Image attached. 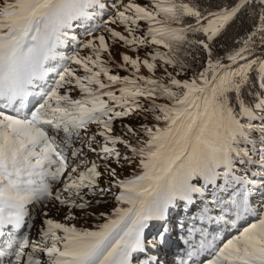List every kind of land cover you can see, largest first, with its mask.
Here are the masks:
<instances>
[{
  "label": "snow or ice",
  "instance_id": "obj_1",
  "mask_svg": "<svg viewBox=\"0 0 264 264\" xmlns=\"http://www.w3.org/2000/svg\"><path fill=\"white\" fill-rule=\"evenodd\" d=\"M238 19L250 30L214 57L213 41ZM109 41L134 52L157 47L143 60L121 53L118 63ZM196 48L206 54L202 70L177 79L192 69ZM260 50L264 0L215 9L199 0H0V264H159L150 250L166 243L170 212L180 206L187 219L177 223L184 245L177 264H264ZM109 64L134 72L114 75ZM142 66L163 76L138 75ZM253 73L262 93H249V101ZM136 110L157 124L124 125L113 135V121ZM92 124L97 130L87 135ZM108 161H138L142 174L121 179ZM109 193L117 206L100 213L104 223L94 230L58 222L46 210L52 204L75 220L74 210L94 206L88 197H99L98 205ZM37 214L42 225L32 239L22 230ZM154 222L160 231L147 240Z\"/></svg>",
  "mask_w": 264,
  "mask_h": 264
},
{
  "label": "rangeland",
  "instance_id": "obj_2",
  "mask_svg": "<svg viewBox=\"0 0 264 264\" xmlns=\"http://www.w3.org/2000/svg\"><path fill=\"white\" fill-rule=\"evenodd\" d=\"M136 2L143 6V5H148L150 3V0H136ZM125 3H127V0H125ZM99 22L103 23V20H101ZM140 25H141V29H143V30L147 29V25L143 21L140 22ZM113 27H115V26H113ZM116 30L121 31V32L124 31L122 27H117ZM143 34H144V31L137 33V35H140V36H143ZM81 39H84V37L81 36ZM109 43L111 45L112 55L118 63L120 62V54L121 53H126L129 56H131L132 58H136V56H139L140 59H142V60L148 58L147 54L145 52H142V50H138V51L134 52L128 48L121 47V45H119V44H112L111 41H109ZM151 47L156 48L157 46H151ZM87 54H88L87 49H85L81 53V55H87ZM105 57H107V54H105ZM157 63L159 64V62H157ZM107 66L112 69L111 74L119 75L121 77L131 75L134 72V70L130 66L128 67L127 71L121 70V69L115 67V65H113V64H109ZM73 67H75V66H73ZM138 75L156 78V77H161L160 75H163V72H162V70H158L156 72L155 76L153 77L152 74H150L147 71V69L142 66ZM118 94L119 93H117V95ZM71 95H72L73 99H76V98H79L80 93L78 90H73ZM137 113H139V115H141L139 110L137 111ZM131 115L128 117H125L122 119H117V120L113 121V135H121L122 132L124 131V125H131L133 128H136L138 130L141 128L140 124L143 122V117L140 118V116L136 117L137 115L136 116H131ZM97 127L98 126L95 124L90 125L87 135H91L92 133H94L97 130ZM82 135H85V134L82 133ZM131 139L134 142L136 138L132 137ZM97 140L100 141V140H102V138L97 137ZM80 146H81L80 140H76L75 143L73 144V147H80ZM117 147L119 148L122 155H125V154L131 155V153H129L127 151V149L124 148L123 145H117ZM88 156H89V160H97L98 161V158L94 153H88ZM108 163L111 167L116 168L118 176L121 179L128 178V177L132 176L133 174H136V175L142 174V169L138 167V161H137V163H133L132 165H129L127 162H124V161H121L120 164L115 163V161H108ZM99 170L101 172L104 171L103 164H101V168ZM108 180H109V178L107 176H102L100 178L101 187H107L106 181H108ZM114 191H118V189H114ZM88 199L93 201L94 206L89 207L85 211L74 210L75 215L77 217V219H75V220L66 221L64 219V216L66 215L67 210L63 209V208L53 207L52 204H49L48 208L46 209L48 211V216H49V218L54 219L58 222H63V223H66L68 225H75L77 228L94 230L96 225L104 223V220L102 218H98L100 216V213H110L117 205H116L115 199L111 193L105 195L102 198L101 203H99L98 205L95 204V200L100 199L99 197H88ZM124 207H126V205ZM175 210L176 209L171 210L170 217L168 220V222L173 224L174 226H175V222L177 221V217H184V215H185L183 210H182V206H180V208H179V215L173 214V212ZM42 219L43 218L41 215H39V214L36 215L35 220L32 222L33 227L31 228V233L29 234L30 238L35 239L37 237V232L42 225ZM155 224H157V223L155 222L153 224V227ZM153 236L156 237V230L154 232H152L147 237V240H153V238H154ZM168 238L170 239L171 237L169 236ZM160 246L161 245H158L155 249H160L161 248ZM183 248H184V245L182 243H179L177 245L178 251L182 250ZM151 250H153V249H151Z\"/></svg>",
  "mask_w": 264,
  "mask_h": 264
},
{
  "label": "trees",
  "instance_id": "obj_3",
  "mask_svg": "<svg viewBox=\"0 0 264 264\" xmlns=\"http://www.w3.org/2000/svg\"><path fill=\"white\" fill-rule=\"evenodd\" d=\"M199 2L201 3L202 6L205 5H211L212 9H215L218 5L220 4H224V3H228L231 4L234 2V0H199ZM186 22H191L190 20H186ZM250 30V25L246 22V20L244 19H238L237 21L233 22L223 33L220 37L216 38L213 41V52H214V57L215 56H222L224 55L228 50L237 47L238 45H236L234 43L235 40L239 39L240 37L244 36L246 34V32H248ZM223 45V47L221 46ZM153 49H155L154 47H148V48H144L141 47L138 50H142V52H145L148 56L149 52H152ZM160 51H165V49L163 48H159ZM260 51H264V50H260ZM193 55L198 57V59L196 60H190V63L192 64V69L189 70L187 72V74L185 75H180L177 76V79L180 80H186L189 79L192 74H193V70L195 71H200L202 70V66L205 63L206 60V54L203 52L202 49L200 48H196L193 50ZM223 63H229V61L224 60ZM233 67H235V65H233ZM170 72H173V74L175 75V72L173 71L172 68H169ZM163 76V75H160ZM157 78V77H156ZM163 83H168L167 78H164ZM249 93L251 94H257V93H262V89L260 88L259 83L256 81L255 79V74H252V82L249 84V86L245 89V98L249 101H251L252 96L249 95ZM157 103H162V102H166V101H162V100H158L156 101ZM141 103L144 104L145 106H147V102L143 100V98L141 99ZM138 110L134 111L132 113L131 116H136L142 118L143 117V122L140 124L144 125L147 124L149 127L157 124V122L152 118L151 113L148 112H143L140 111L141 115H139V113H137ZM257 124H259L260 122L257 121ZM160 126H163V122H160ZM253 139L256 141V146H260V136L259 133H253ZM256 159H258V157H255ZM239 166V165H238ZM241 168H243L244 170H251V171H255L256 166L252 165V166H248V165H243L239 166Z\"/></svg>",
  "mask_w": 264,
  "mask_h": 264
},
{
  "label": "bare ground",
  "instance_id": "obj_4",
  "mask_svg": "<svg viewBox=\"0 0 264 264\" xmlns=\"http://www.w3.org/2000/svg\"><path fill=\"white\" fill-rule=\"evenodd\" d=\"M160 230H157V233L159 232ZM153 232V230L152 229H148L147 231H146V234L147 235H150L151 233ZM171 238L173 237V235H169ZM167 239H169V238H167Z\"/></svg>",
  "mask_w": 264,
  "mask_h": 264
},
{
  "label": "water",
  "instance_id": "obj_5",
  "mask_svg": "<svg viewBox=\"0 0 264 264\" xmlns=\"http://www.w3.org/2000/svg\"><path fill=\"white\" fill-rule=\"evenodd\" d=\"M226 64H228V63H226Z\"/></svg>",
  "mask_w": 264,
  "mask_h": 264
}]
</instances>
